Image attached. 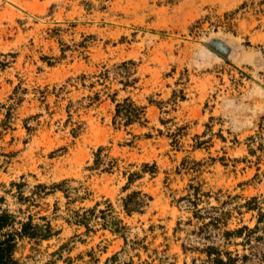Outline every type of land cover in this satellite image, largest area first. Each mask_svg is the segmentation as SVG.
Instances as JSON below:
<instances>
[{
  "label": "rangeland",
  "instance_id": "obj_1",
  "mask_svg": "<svg viewBox=\"0 0 264 264\" xmlns=\"http://www.w3.org/2000/svg\"><path fill=\"white\" fill-rule=\"evenodd\" d=\"M127 60L124 86L116 66ZM127 96L144 119L116 128L111 98ZM99 146L108 171L88 169ZM144 162L154 173L124 191ZM63 179L83 198L51 188ZM194 187L199 207L224 213L218 226L200 229L207 219L180 199ZM130 190L152 195L142 213L124 214ZM252 197L258 209L245 206ZM106 199L127 227L126 248L96 219L90 231L74 221ZM258 210L264 0H0V212L14 216L9 230L30 219L54 232L15 239L20 264H209L208 243L247 252L222 231L254 227Z\"/></svg>",
  "mask_w": 264,
  "mask_h": 264
},
{
  "label": "trees",
  "instance_id": "obj_2",
  "mask_svg": "<svg viewBox=\"0 0 264 264\" xmlns=\"http://www.w3.org/2000/svg\"><path fill=\"white\" fill-rule=\"evenodd\" d=\"M132 64H134L133 60H127L116 66L125 70L121 78L122 80L120 81L124 86L131 84L129 78L130 72L128 69L129 65ZM111 100L115 104L112 124L116 128L119 126H128L133 123H140L144 119V106L135 103L130 97H124L122 100H117L112 97ZM148 102L153 103V100L149 99ZM103 149V146L97 148L94 153L93 162L88 166V169H100L103 171H108L110 169V164L106 163L101 156ZM155 169V163L149 164L148 162H144L141 169L128 172L126 174L127 185L124 186L123 190H127L132 182L143 177L145 173H154ZM37 186L45 187L41 184H38ZM51 188L63 192L64 196L69 199L71 198V200L83 198V196L78 194V188L71 186L67 179L52 184ZM193 189L194 191L191 194H187L180 199H186L187 205L192 207L193 216L195 218L207 219L206 222L202 223L200 229L209 225L214 227L218 226L224 213L222 215V211H219L217 206H209L210 210H207L206 207H199V189L197 187H194ZM151 198V194L142 190H130L120 199L122 201V210L126 215L142 213L144 208H146L151 202ZM256 201L257 198L252 197L245 202V206L247 209H258L257 206H255ZM104 203L105 207L103 208H98L100 203L96 202L91 208L76 210L74 212V221L76 224L83 226L86 231H90V221L91 219H96V223L100 224L103 229H107L113 234H120L124 239V246L126 248L128 245V240L125 238L127 227L123 224L122 219L115 214L111 202L106 199ZM258 211L259 216L254 227L250 228L247 225H241L233 229H225L222 231V238L225 241H230L232 238H241V241L238 244H241L246 248V253H236L233 255L231 251L223 250L220 248V245L212 242L205 244L204 248H202V251L206 255V262L209 264H264V226H260L264 219V212L261 210ZM14 223L15 218L12 214L7 211L0 212V264H20L14 257L16 247L15 239L20 237L47 239L54 234L49 223L38 225L33 224L29 219L27 221H19V228L9 230L10 227H13ZM118 258L119 254L115 253L107 259V262L115 263ZM191 264L197 263L193 260ZM200 264L204 263L202 262Z\"/></svg>",
  "mask_w": 264,
  "mask_h": 264
},
{
  "label": "water",
  "instance_id": "obj_3",
  "mask_svg": "<svg viewBox=\"0 0 264 264\" xmlns=\"http://www.w3.org/2000/svg\"><path fill=\"white\" fill-rule=\"evenodd\" d=\"M208 45L214 50H216L217 52L224 54V47H222L223 44L221 42L219 43V41H213V42L208 43Z\"/></svg>",
  "mask_w": 264,
  "mask_h": 264
}]
</instances>
